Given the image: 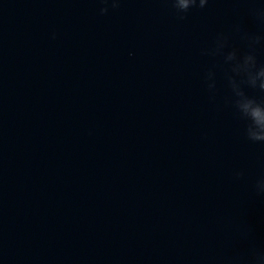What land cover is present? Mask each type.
<instances>
[{
  "label": "clouds",
  "instance_id": "clouds-1",
  "mask_svg": "<svg viewBox=\"0 0 264 264\" xmlns=\"http://www.w3.org/2000/svg\"><path fill=\"white\" fill-rule=\"evenodd\" d=\"M105 4L109 0H103ZM172 7L176 10L177 14L187 13L190 9L200 8L203 9L207 6L209 0H170ZM120 0H111V6L113 8L119 7ZM101 13H106L108 8H102ZM183 19L184 16L180 15ZM261 37H250L249 46L260 42ZM226 45V39L224 37H218L216 41V52H220ZM225 60L227 62H234L232 71L234 73L243 75L246 77L240 83H246L252 88H258L261 92H264V66L257 68L256 57L251 54H245L243 57H238L235 50L229 52ZM212 73L208 74V78L211 79ZM229 84L234 94V107L242 120H245L246 128L245 134L250 141L264 142V100L258 101L254 97H250L240 87V84L236 82L231 76L228 77ZM209 88H214V84H209ZM242 173H237V176ZM258 194L264 195V180L258 181L257 185Z\"/></svg>",
  "mask_w": 264,
  "mask_h": 264
}]
</instances>
